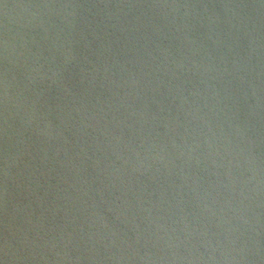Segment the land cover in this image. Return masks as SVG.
<instances>
[{
    "label": "water",
    "instance_id": "95a60500",
    "mask_svg": "<svg viewBox=\"0 0 264 264\" xmlns=\"http://www.w3.org/2000/svg\"><path fill=\"white\" fill-rule=\"evenodd\" d=\"M0 264H264V0H0Z\"/></svg>",
    "mask_w": 264,
    "mask_h": 264
}]
</instances>
